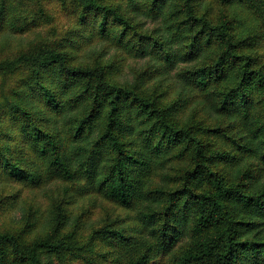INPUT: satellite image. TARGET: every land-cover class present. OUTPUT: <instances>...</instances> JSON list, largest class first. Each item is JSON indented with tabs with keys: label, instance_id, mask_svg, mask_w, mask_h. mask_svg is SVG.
Masks as SVG:
<instances>
[{
	"label": "trees",
	"instance_id": "1",
	"mask_svg": "<svg viewBox=\"0 0 264 264\" xmlns=\"http://www.w3.org/2000/svg\"><path fill=\"white\" fill-rule=\"evenodd\" d=\"M44 1L0 0V264H264V0Z\"/></svg>",
	"mask_w": 264,
	"mask_h": 264
},
{
	"label": "rangeland",
	"instance_id": "2",
	"mask_svg": "<svg viewBox=\"0 0 264 264\" xmlns=\"http://www.w3.org/2000/svg\"><path fill=\"white\" fill-rule=\"evenodd\" d=\"M45 7H47L55 16H56V21H55V25L57 27H59L61 30H64V25L66 24L67 20H68V15L63 12V10H61V8L58 6L57 1L56 0H45ZM144 19V26L145 28L148 29H162L163 26V22L160 19H152V18H143ZM45 25V24H43ZM51 26H42V27H37L34 31L35 32H31L29 34H25L23 36V38H21V41H29L32 38L36 37V34L39 31H42L44 35H48V31L50 29ZM18 39V38H16ZM18 45V44H17ZM118 53V51H116L114 48L111 49L110 48V53H109V57L110 56H114ZM152 64L153 60L150 57L147 58H135V57H129L124 66H123V71H122V79L123 80H130L133 81L136 73L140 70L143 69V67L147 64ZM53 187V186H52ZM29 193L26 192L25 195H28ZM32 194H29V197ZM43 197V196H42ZM41 197L39 200L45 203L46 198L44 197V199ZM86 201H84L83 203H85ZM103 201H99L98 203L101 205ZM100 210V209H99ZM21 210L17 209L14 214L16 213V215H20ZM66 261V260H65ZM54 261L55 264H84V262L82 260L79 261Z\"/></svg>",
	"mask_w": 264,
	"mask_h": 264
}]
</instances>
